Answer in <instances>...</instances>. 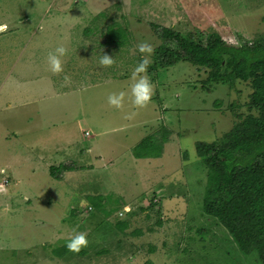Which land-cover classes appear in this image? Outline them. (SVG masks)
I'll return each instance as SVG.
<instances>
[{
    "label": "rangeland",
    "instance_id": "1",
    "mask_svg": "<svg viewBox=\"0 0 264 264\" xmlns=\"http://www.w3.org/2000/svg\"><path fill=\"white\" fill-rule=\"evenodd\" d=\"M151 23L169 28L174 46L241 47L264 40V0H0V264H263L205 213L197 148L224 143L259 114L251 80L207 82L206 68L168 58ZM113 24L124 43L110 39ZM59 46L66 54L53 74L48 55ZM144 56L153 95L139 108L130 85ZM42 76L46 87L34 82ZM121 92L122 106H110ZM158 131L170 132L162 157L127 155ZM104 146L114 163L101 158ZM121 219L125 230L114 225ZM76 233L87 246L57 257Z\"/></svg>",
    "mask_w": 264,
    "mask_h": 264
},
{
    "label": "trees",
    "instance_id": "2",
    "mask_svg": "<svg viewBox=\"0 0 264 264\" xmlns=\"http://www.w3.org/2000/svg\"><path fill=\"white\" fill-rule=\"evenodd\" d=\"M151 26L168 47V58L206 68L209 70L207 82L230 84L237 79L251 80L254 92L250 108L259 114L249 115L238 123L225 135L224 143L199 142L197 148L208 170L205 213L216 218L234 236L244 254L257 252L264 264V40H254L241 47L225 44L206 48L186 42H177L174 46L173 39L166 34L169 28L160 31L156 24L151 23ZM90 32L91 29L85 30V33ZM110 32L111 40L116 39L120 44L125 42V33L120 26L110 25ZM159 133L144 137L133 147L134 157H162L170 132L166 131L161 137ZM56 170L52 168L53 176L58 179L61 172L57 175ZM124 204L116 210L111 207L113 211L109 209L108 214L123 209ZM114 225L117 229L125 230L130 222L121 219ZM140 233V230L134 232ZM68 252L65 246L54 253L63 258Z\"/></svg>",
    "mask_w": 264,
    "mask_h": 264
},
{
    "label": "clouds",
    "instance_id": "3",
    "mask_svg": "<svg viewBox=\"0 0 264 264\" xmlns=\"http://www.w3.org/2000/svg\"><path fill=\"white\" fill-rule=\"evenodd\" d=\"M138 51L143 54L151 55L153 48L148 44H140ZM66 54V49L63 46H59L55 49V53L48 55L49 69L53 74L60 73L62 71V65L60 57ZM113 63V59L108 55H102L99 60V64L102 66H110ZM149 64V60L144 56L141 61L135 67L132 73V80L134 83L130 85L131 103L139 108L145 107L151 100L153 95V85L147 75H141L146 72ZM67 79V78H65ZM124 93L112 94L108 96V104L116 108L122 106L124 100ZM0 191H4L0 186ZM125 212L129 211L128 208L124 209ZM122 215V213H120ZM87 238L84 233H76L66 242V248L72 252H79L82 247L87 246Z\"/></svg>",
    "mask_w": 264,
    "mask_h": 264
},
{
    "label": "crops",
    "instance_id": "4",
    "mask_svg": "<svg viewBox=\"0 0 264 264\" xmlns=\"http://www.w3.org/2000/svg\"><path fill=\"white\" fill-rule=\"evenodd\" d=\"M44 77L45 76H42V77H39V79H36V81H34V82H42L43 84L41 85V86H45L46 87V85L45 84H47V83H45L46 82V79L48 78V77H46L45 79H44ZM42 79V80H41ZM45 83V84H44ZM28 102H30V101H28V100H26L24 103L22 102V104H24V105H28L29 103ZM25 103H28V104H25ZM32 103L33 104H36L35 103V101L33 100L32 101ZM110 135V134H109ZM105 138H107V137H105ZM107 143L105 142V145H106ZM30 147H31V145H30ZM132 148V147H131ZM104 151H103V156H101V158L102 159H105V161H111V162H113L114 163V160H113V158H116V154H112L113 153V151L112 150H109V151H106V147L104 146ZM126 151L125 150H121V153H122V155L125 153ZM131 151H129L128 152V156H133L132 158H133V160H135V161H137L136 159V157H134V154H132V153H130ZM106 153H107V155L109 156V157H111V158H109L107 155H106ZM148 160V159H147ZM99 161L101 162V159H99ZM145 164H147L146 162H145ZM145 164H143V166L145 165ZM155 167V166H154ZM166 175H169V174H162V176L161 177H164V176H166ZM160 176L158 175L157 177H156V179H154V181H158V180H160L161 178H159ZM169 177V176H168ZM168 177H165V181L168 179ZM163 179H161V183L163 182L162 181ZM167 182H169V181H167ZM158 183H160V181L158 182ZM157 184V183H156ZM127 203V202H126ZM125 203V204H126Z\"/></svg>",
    "mask_w": 264,
    "mask_h": 264
}]
</instances>
